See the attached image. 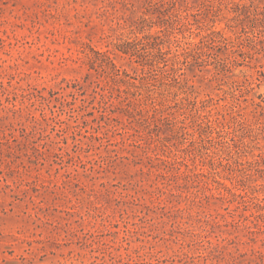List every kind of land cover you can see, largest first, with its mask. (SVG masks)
<instances>
[{
    "label": "rangeland",
    "instance_id": "rangeland-1",
    "mask_svg": "<svg viewBox=\"0 0 264 264\" xmlns=\"http://www.w3.org/2000/svg\"><path fill=\"white\" fill-rule=\"evenodd\" d=\"M262 157L250 0H0V264H264Z\"/></svg>",
    "mask_w": 264,
    "mask_h": 264
},
{
    "label": "trees",
    "instance_id": "trees-1",
    "mask_svg": "<svg viewBox=\"0 0 264 264\" xmlns=\"http://www.w3.org/2000/svg\"><path fill=\"white\" fill-rule=\"evenodd\" d=\"M250 1L253 3V6L256 9V11L260 12V14L264 17V0H250ZM236 6L240 8L241 10H243V8L245 7V5L238 4V3L236 4ZM158 37L159 36L152 35V34L143 35L132 41H127L126 43H124L122 45L123 49L121 50L123 53H129L131 56L135 57L136 61L140 62L141 65L144 66L147 63V61L143 57L144 55L142 54V49H143L142 45L146 42L150 43V41H154V39ZM151 48L153 49V47ZM199 49H200V46L196 43L191 48H185V50L181 53H183L186 56L187 54L197 52ZM151 54L152 56L153 55L156 56V51H152ZM100 55H102L103 58L105 56L104 54H100ZM107 62L109 63L111 69L113 70L114 75L117 76L116 80H120L127 87L126 90L124 89L119 90L117 88L119 92L118 97L122 96L121 92H123L124 94H127L128 92H131V89H133V91L136 89H139L141 87L142 81L145 79V77L149 73V70L147 71L143 70L142 75L130 74L124 70H120L119 68H117L116 65L111 60H108ZM133 94L134 93L132 92V95ZM147 96L150 99V103L148 104L146 103V101H142L141 98L129 99L128 96L126 97L124 96L122 101L125 103V108L130 113H134L138 115L139 120H143L147 122L148 124L150 122L164 123L170 120L171 112L169 111V109L171 105L166 104L163 106V104H160V105L155 104L153 103V100L151 99L152 97L149 94H147ZM178 126L176 127V129L181 128V126L179 127ZM254 162L257 163L258 165H260L261 163L264 164V157H262L261 160L256 159ZM258 185L263 186L264 183H260ZM251 221L253 222L255 226L258 225V223H256L255 221L253 220ZM244 227L248 229L247 231L250 233L257 232L255 230L249 229V225H244Z\"/></svg>",
    "mask_w": 264,
    "mask_h": 264
}]
</instances>
